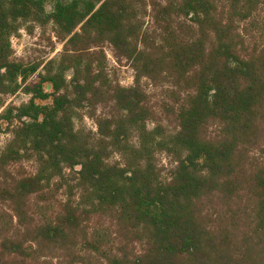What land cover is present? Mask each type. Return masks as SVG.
<instances>
[{
	"label": "trees",
	"instance_id": "obj_1",
	"mask_svg": "<svg viewBox=\"0 0 264 264\" xmlns=\"http://www.w3.org/2000/svg\"><path fill=\"white\" fill-rule=\"evenodd\" d=\"M0 108V264H264V0H0Z\"/></svg>",
	"mask_w": 264,
	"mask_h": 264
},
{
	"label": "rangeland",
	"instance_id": "obj_2",
	"mask_svg": "<svg viewBox=\"0 0 264 264\" xmlns=\"http://www.w3.org/2000/svg\"><path fill=\"white\" fill-rule=\"evenodd\" d=\"M12 47L14 49V55L16 57H23L25 61H40L46 60L54 55L58 54L61 51L62 44L55 37L53 26L51 23L47 24L44 29L35 25V27L28 32L26 29L22 28L19 31L18 36L11 38ZM108 60L115 69V76L121 81L124 85H130L133 79V71L129 65L124 62L120 65H117L113 60L111 52L109 49H106ZM148 91L152 93L153 99L155 100L158 97V89L153 87L148 88ZM29 95L24 94L23 92H18L15 95L3 96L4 105L14 104L18 105L21 102L27 101ZM2 108H0V111ZM84 124L87 128L95 131V124L92 119L85 117ZM10 137L9 134L3 133L0 131V147L4 145L6 140ZM160 165L163 167H168L169 162L163 154L159 155ZM27 169H31L30 163L24 164Z\"/></svg>",
	"mask_w": 264,
	"mask_h": 264
}]
</instances>
